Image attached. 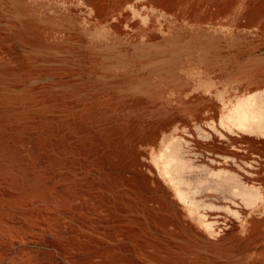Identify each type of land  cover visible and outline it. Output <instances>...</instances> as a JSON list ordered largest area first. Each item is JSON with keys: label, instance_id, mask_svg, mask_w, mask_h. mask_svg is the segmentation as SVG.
<instances>
[{"label": "rangeland", "instance_id": "1", "mask_svg": "<svg viewBox=\"0 0 264 264\" xmlns=\"http://www.w3.org/2000/svg\"><path fill=\"white\" fill-rule=\"evenodd\" d=\"M0 264H264V0H0Z\"/></svg>", "mask_w": 264, "mask_h": 264}, {"label": "bare ground", "instance_id": "2", "mask_svg": "<svg viewBox=\"0 0 264 264\" xmlns=\"http://www.w3.org/2000/svg\"><path fill=\"white\" fill-rule=\"evenodd\" d=\"M242 113H244V114H243V117H244V119H245V118H246L245 116L247 115V113H245V112H243V111H242ZM167 163H168V164H167ZM167 163H166L167 165L165 164L166 166L169 165V161H167ZM163 166H164V165H163ZM162 168H163V167H162ZM164 171H166V170H164Z\"/></svg>", "mask_w": 264, "mask_h": 264}]
</instances>
